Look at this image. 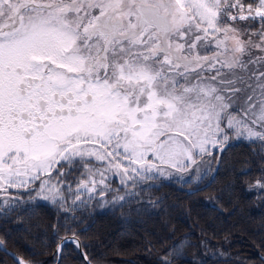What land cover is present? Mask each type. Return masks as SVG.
I'll use <instances>...</instances> for the list:
<instances>
[{
	"label": "snow or ice",
	"instance_id": "snow-or-ice-1",
	"mask_svg": "<svg viewBox=\"0 0 264 264\" xmlns=\"http://www.w3.org/2000/svg\"><path fill=\"white\" fill-rule=\"evenodd\" d=\"M253 49L264 0H0V191L39 180L55 201L75 164L94 191L188 171L233 131L264 140V71L239 75L264 67Z\"/></svg>",
	"mask_w": 264,
	"mask_h": 264
},
{
	"label": "trees",
	"instance_id": "trees-1",
	"mask_svg": "<svg viewBox=\"0 0 264 264\" xmlns=\"http://www.w3.org/2000/svg\"><path fill=\"white\" fill-rule=\"evenodd\" d=\"M226 144L214 175L211 156L210 174L192 185L136 184L110 171L105 185L81 193L87 170L66 167L63 198H40L37 180L0 205V240L28 264H86L75 242L61 246L58 260L70 235L93 264H264V149L231 134ZM0 264L17 261L0 247Z\"/></svg>",
	"mask_w": 264,
	"mask_h": 264
},
{
	"label": "rangeland",
	"instance_id": "rangeland-1",
	"mask_svg": "<svg viewBox=\"0 0 264 264\" xmlns=\"http://www.w3.org/2000/svg\"><path fill=\"white\" fill-rule=\"evenodd\" d=\"M249 2H253V0H249ZM244 38L247 39V36H245ZM253 38L255 39V37H253ZM251 53H252L253 58L256 56L264 55V53H261L255 49L251 50ZM248 58L249 57L247 55H245V57H244L245 61H247ZM257 69H259L260 71H264V67H262L260 64L249 65L248 71L240 72L239 75L244 77L245 80L247 81V83H253V81L247 80V78L252 71L257 70ZM236 86L239 88L245 89L244 91L238 93L234 99V106H236L239 109L240 107H242L244 105V101H245L247 95L251 92V89L247 88L246 84L241 83V82H237ZM230 134L233 136V139H236V140L244 139L246 141L255 142L256 144L261 146V148L264 149V140H261V139L255 138V137L248 138V136L246 134L242 135V136H237L234 131ZM226 143L227 142H225V144ZM222 151L218 152L217 149H212V155H205V156H203V158H198L197 163L195 165H191L188 171H177L175 169L165 167L163 169V172H158L156 170H153L152 172L144 173L142 176L133 175V177H132L133 180L132 179H130V180L133 183L140 184V183H137V182H139L138 180L144 181L145 179H148V178L158 177V178H162V179H166V180L177 181L181 185H184L185 183L190 184V185L195 184L197 182L200 183V181L204 177H206L207 175L210 174L208 172H210V169H211V167H210L211 160L212 161L215 160L214 167L212 170V175L217 170V161L219 158V153H221ZM211 156H213L214 160H213V158H211L210 162H208L207 158H209ZM98 166L100 167L99 163H98ZM53 174L55 175V173H53ZM105 177H106L105 182L103 184L97 183V185H101V186L105 185L109 179L113 178V174L109 171V172L105 173ZM41 179H46V177H42ZM98 180H99V177L97 178V181ZM35 182L26 188H10L7 190V192L0 191V205L1 206H7L9 204L10 198H13L15 196V194H16L15 192L25 191V190L31 189L34 186H36ZM39 185H40V182L36 186V188H35L36 190H38ZM77 190L81 193L83 191H84V193H90L92 191V190H89V189L84 188V187H77ZM40 198H42L43 200H46L43 198V196H41Z\"/></svg>",
	"mask_w": 264,
	"mask_h": 264
},
{
	"label": "water",
	"instance_id": "water-1",
	"mask_svg": "<svg viewBox=\"0 0 264 264\" xmlns=\"http://www.w3.org/2000/svg\"><path fill=\"white\" fill-rule=\"evenodd\" d=\"M224 147H225V145L223 146V148H224ZM218 152H220V150H218ZM204 187H205V185H203V186H198V187H195V188L187 189V191H188V192H195V191H198V190H200V189H202V188H204ZM73 240L76 241V244H77L78 250H79V252L82 254L83 258H84V262H85L86 264H93V263H91V262L87 259V257L85 256L84 252H83L82 249H81V246H80L79 240H78L75 236H67V237H64V238L59 242V244H58V257H59L60 252H61V246H62V244H63L64 242H66V241H73ZM0 241H1V240H0ZM78 245H79V246H78ZM0 247H1L5 252L9 253V254H10V255H11V256H12L17 262H18V260H23L21 257L17 256V255L14 254L13 252H11L9 249H7L3 243H0ZM23 261H25V260H23ZM25 262H26V261H25ZM26 264H27V263H26Z\"/></svg>",
	"mask_w": 264,
	"mask_h": 264
}]
</instances>
